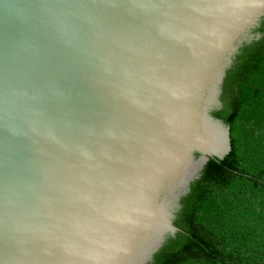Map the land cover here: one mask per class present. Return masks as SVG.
Here are the masks:
<instances>
[{
    "label": "water",
    "instance_id": "95a60500",
    "mask_svg": "<svg viewBox=\"0 0 264 264\" xmlns=\"http://www.w3.org/2000/svg\"><path fill=\"white\" fill-rule=\"evenodd\" d=\"M264 0H0V264H149L230 151L220 108Z\"/></svg>",
    "mask_w": 264,
    "mask_h": 264
},
{
    "label": "trees",
    "instance_id": "16d2710c",
    "mask_svg": "<svg viewBox=\"0 0 264 264\" xmlns=\"http://www.w3.org/2000/svg\"><path fill=\"white\" fill-rule=\"evenodd\" d=\"M238 48L220 108L230 151L210 158L179 200L178 229L149 264H264V17Z\"/></svg>",
    "mask_w": 264,
    "mask_h": 264
}]
</instances>
